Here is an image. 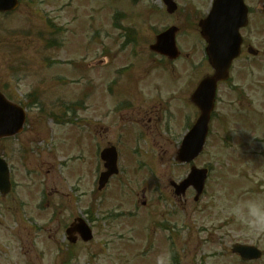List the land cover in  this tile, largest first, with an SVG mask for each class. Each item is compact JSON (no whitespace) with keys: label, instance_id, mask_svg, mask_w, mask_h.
Wrapping results in <instances>:
<instances>
[{"label":"rangeland","instance_id":"rangeland-1","mask_svg":"<svg viewBox=\"0 0 264 264\" xmlns=\"http://www.w3.org/2000/svg\"><path fill=\"white\" fill-rule=\"evenodd\" d=\"M103 1L24 0L16 13L1 16L0 86H9L10 93H12V87L18 89L20 95L15 97L17 102L29 105L31 101H35L44 110H52L54 106H63L74 100L76 98L73 96L75 90L81 89L85 77L88 76L94 79V81L91 79L94 83L91 85L92 89H97L91 98L92 105H95L99 90L103 89L102 82L95 74L102 69L84 70L82 65L87 62L85 59L100 57L102 46L96 45L97 38L86 42L90 34L86 28L92 27L98 30L100 26L106 27L108 38L104 45L107 46L110 57L103 79L111 80L112 85L115 84L114 80L118 81L115 68L118 65L126 64L133 57L134 50L138 51V54L134 56L135 60L132 62H135L137 66L147 65L141 63L139 59L142 58V54L145 55L146 46L152 42L154 37L150 26L156 32L175 22L181 23L178 13L169 16L164 12L161 0H142L134 7L135 14L141 15L124 20L126 23H132L138 30L139 43L136 47L129 45L122 49L121 45L124 43V39L115 42L117 31L111 28L112 12L115 7H119V2L115 0V6L111 9L106 7L102 3ZM195 1L206 8L209 0ZM258 2L259 0H247V4L251 7H255ZM186 3L187 0H179V8H185ZM201 10L204 9L201 8ZM252 10L251 25L243 33L259 50L260 55L252 59L246 57L239 59L234 65L233 76L235 85L246 89L249 94L247 97L253 103L248 102L244 107V112L243 109L237 111L236 108L239 104L234 94L231 95L230 90H225L228 89L226 86H221L218 92L217 107L218 113L230 121L233 120L230 132L245 128L248 133L242 131L241 137H237L238 139L227 140L226 135L214 121L204 152L194 161V165L207 167L210 170L204 193L198 203L193 202L192 193H189L183 200L176 198L171 192L167 178L179 180L188 169L181 165H174L170 159L172 154L168 153L157 162L154 161V155H150L148 158V163L155 168L156 174L154 179L148 180L146 184L153 185L155 181L161 185L163 192H160L161 194L155 192L152 187L147 193L144 207L140 204V193L125 192L128 189L124 186L117 191L119 187L117 180L120 179L124 182V179H128V176L123 173L118 178L111 179L109 186L96 194L95 173L93 172L97 168L95 157L101 144L93 140L91 145L89 143L88 148H84L79 143L77 133L65 134V136L72 137L75 144L80 147V155L86 166L91 160L90 184L87 185L85 182L84 188L87 195L91 196L94 219L93 240L84 248L80 244L75 247L74 251L77 252V256L70 261V264H171L168 259L171 258L172 246L176 249V264H239V259L231 257L234 255H231L230 252L231 246L235 243L254 245L264 252V230L251 229L232 212V209L241 202L256 198L264 200V120L263 122L260 120L261 117L264 118L262 95L264 92V34L262 33V20L259 21L260 15L258 12L256 13L255 8ZM198 14L201 15L200 12ZM197 18L195 15L189 16L190 22ZM53 28H56L60 33L52 35ZM92 28L90 30L94 32ZM36 30H39L42 36L37 38ZM53 39H56L60 46L47 48V41ZM178 41L185 52L183 57L191 59L192 53L195 52V60L188 62L185 59H179L176 61L174 64L175 67H178L176 71L190 75V77L187 74L181 76L180 80L174 79L172 75H166V64L163 65L162 70H159L158 67L155 68L154 77L163 79V88H168L170 94H178L181 89L185 90L188 85H182V83L188 81L191 88L200 77V73L207 71L206 64L201 69L200 62L196 60L200 52V47L196 43L200 44L201 42L196 30L189 29L188 33L187 30L181 31ZM77 42H83V45H78ZM191 43H194V49L188 48ZM76 50L82 51L83 55H80L81 52ZM144 59L146 60V57ZM73 61L75 66L71 72ZM66 62L71 65L65 64ZM184 66L188 69H184ZM58 74L65 75L70 79L69 82L79 84H66L64 87L66 93L61 94V85L64 84V80L55 81L54 77ZM70 74L77 78V81ZM255 83L256 89L251 87V84ZM35 89L40 90V95L32 97V92ZM53 89H56L58 96L53 92ZM119 94L120 91L116 90V94L111 96V101L124 98ZM161 98H165V95ZM170 98V96L169 99L165 98V102L172 103L175 108V97ZM221 103H224L223 107ZM262 106L263 114L260 111ZM229 107L235 112L231 113ZM180 109L184 113L176 111L178 117L185 112L190 113V108L187 105L186 107L181 106ZM174 112L175 109L168 114L172 115ZM257 112L259 117H257ZM193 114L192 109V116ZM110 115H112L111 112L105 115L106 124L112 121ZM35 116H37V110L30 109L28 125L31 128L36 125ZM239 116H244L246 119ZM170 125V139L175 140L177 137L179 139L184 124L181 120L175 123L171 120ZM60 132H62V128L54 125L51 128L50 137L59 141ZM100 134L106 133L101 132ZM127 134L133 135L135 138L139 136L132 124L129 125ZM114 138L116 142L119 141L116 137ZM123 142L130 149L129 141L122 139L119 143L122 156L128 152L127 148L121 145ZM9 144L7 143V145ZM137 145L134 147L137 146L139 155L144 158L148 146L144 142ZM176 148L177 145L170 144L171 153L174 154ZM156 151L159 150L156 149ZM160 152L165 153L164 149ZM128 156L132 158L128 169L129 174H132L133 171H138L140 159L137 155L128 154ZM9 161L14 167L17 166L15 157L10 156ZM85 169L86 167L82 168L81 172L83 173ZM89 171L88 168V173ZM85 180H89L88 174L85 175ZM15 181L18 183L19 189L26 190L24 183H20L16 178ZM124 184L126 183L124 182ZM0 204L3 205L2 200H0ZM41 211V215L33 213V216L39 224H43V233L36 234L30 231L29 234L28 232L15 231L17 229L16 221L3 208L0 209V223L3 222L0 224V264H58L61 261L59 258L61 252L58 256V251L54 249L53 243L49 240L63 242V234L58 235L53 232L55 224L48 219L52 210L42 209ZM164 220L169 222V226L160 228L158 225H153V222ZM11 232H15L20 243L24 242L23 245L20 244L21 247L27 244V241L31 244L33 238L37 252H19L17 242L10 237ZM62 246L64 247V245ZM62 257L64 258L65 255L62 254ZM258 260L250 264H264V255Z\"/></svg>","mask_w":264,"mask_h":264},{"label":"water","instance_id":"water-1","mask_svg":"<svg viewBox=\"0 0 264 264\" xmlns=\"http://www.w3.org/2000/svg\"><path fill=\"white\" fill-rule=\"evenodd\" d=\"M164 2L169 7V11L174 9L171 0H164ZM230 3L232 5L231 13L223 15V17L217 15L216 3L209 18L201 24L202 35L209 43L208 52L210 63L215 70V76L211 78V80L203 82L200 85L199 91L194 95L195 101L199 105L202 113L178 152L179 161H190L202 149L207 133L209 112L213 105L215 81L225 77L231 59L235 57L238 52L240 43L238 28L245 24L246 9L243 6L242 0H230ZM15 6V0H0V11L10 10ZM221 23L223 24L220 28L216 29L217 25ZM16 111L20 110L7 104L0 95V136L14 133L20 126L21 122L18 119L19 122L14 119V113ZM5 116L8 124H4ZM109 174L110 172H107L102 175L100 180L101 186L106 181V177H108ZM204 179V170H193L188 178L176 187V192L182 193L189 185H193L197 193H200ZM0 189L2 193L6 191L5 177L3 174L0 176ZM233 251L239 252L243 258H256L259 255L258 251L247 246L235 245Z\"/></svg>","mask_w":264,"mask_h":264},{"label":"clouds","instance_id":"clouds-1","mask_svg":"<svg viewBox=\"0 0 264 264\" xmlns=\"http://www.w3.org/2000/svg\"><path fill=\"white\" fill-rule=\"evenodd\" d=\"M232 212L253 230H264V200L260 198L237 204Z\"/></svg>","mask_w":264,"mask_h":264},{"label":"flooded vegetation","instance_id":"flooded-vegetation-1","mask_svg":"<svg viewBox=\"0 0 264 264\" xmlns=\"http://www.w3.org/2000/svg\"><path fill=\"white\" fill-rule=\"evenodd\" d=\"M137 90H134L133 92V96L137 97L136 100L137 102L139 103V106L141 107V103H142V100L141 98L137 95ZM146 111H144V116H141L140 117V113H132L131 116L134 118V120L136 121V123H141L143 125V127H146V128H150V124L151 126H156V123H157V120H158V117L156 115V111L153 109V108H149L147 107L145 109ZM140 117V119H139ZM84 124L82 125V127L85 129L83 130V135H84V146L86 148L87 144V139H88V134H90V122H86V118L85 120L83 121ZM89 124V125H88ZM86 129H89L86 130ZM37 172V176H40L43 178V170L42 169H37L36 170ZM144 193V190H142V194Z\"/></svg>","mask_w":264,"mask_h":264}]
</instances>
